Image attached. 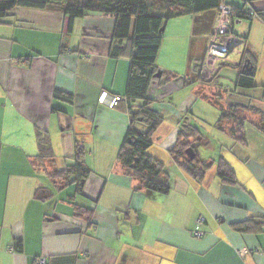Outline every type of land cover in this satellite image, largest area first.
Listing matches in <instances>:
<instances>
[{
  "label": "crops",
  "instance_id": "0c3cea01",
  "mask_svg": "<svg viewBox=\"0 0 264 264\" xmlns=\"http://www.w3.org/2000/svg\"><path fill=\"white\" fill-rule=\"evenodd\" d=\"M248 5L264 13V0ZM115 20L90 12L70 21L61 11L27 7L0 19V264L39 257L45 264H264L263 21L231 26L254 86L227 89L201 75L217 10L165 22L147 89L163 118L147 149L164 165L170 189L160 194L117 161L127 101L97 102L101 90L125 94L132 48L123 40L119 56L111 55ZM228 70L234 84L237 68L222 67L216 77ZM233 104L245 108L238 109L242 141L231 134L234 121L220 119ZM183 125L200 133L196 156L208 165L201 179L171 155ZM37 134L51 157H39ZM75 143L89 170L81 182L64 176Z\"/></svg>",
  "mask_w": 264,
  "mask_h": 264
},
{
  "label": "trees",
  "instance_id": "16d2710c",
  "mask_svg": "<svg viewBox=\"0 0 264 264\" xmlns=\"http://www.w3.org/2000/svg\"><path fill=\"white\" fill-rule=\"evenodd\" d=\"M251 1L245 0L243 3L250 4ZM222 3L226 2L224 0H0V19L7 16L15 7L61 11L69 17L70 21L90 12L115 16L111 55L119 56L123 40L129 41L132 48L124 94V101L129 104V127L119 147L117 161L125 173L138 179L146 190L166 194L170 187L164 178V165L147 154V149L151 146V135L163 119L152 108L153 100L148 98L147 89L151 77L157 70L155 61L162 42L164 25L169 19L212 9L217 10ZM227 4L231 6L232 19L236 17L246 20L258 17L264 23V13L253 11L249 15L243 6ZM131 22H133V34L129 36ZM230 33L233 35L231 28ZM231 46L232 39L228 51ZM247 57L244 55L242 60ZM212 60L216 59L212 58ZM227 66L239 70L234 83L235 87L251 88L254 86L253 68L250 72L243 71L242 62L239 65L226 64L225 67ZM238 109L245 108L236 104L229 105L220 112V119L229 118L234 121L231 134L235 139L242 141V123ZM262 119L261 129L264 131V117ZM199 137L200 133L196 127L183 125L178 133L177 145L171 150V155L177 160L181 159L180 165L185 172L195 179H201L208 168V165L200 162L196 156V149L199 146L196 141L200 139ZM191 139L194 140L190 141ZM37 141L39 157H51L47 142L39 134H37ZM83 156V148L75 143L74 155L71 165L68 166L69 171L66 170L64 174L65 177L67 173H72L74 179L81 182L87 176L89 170L84 165ZM225 172L226 170L220 167L217 174L225 178ZM227 177L230 178L231 175Z\"/></svg>",
  "mask_w": 264,
  "mask_h": 264
},
{
  "label": "built area",
  "instance_id": "2783aa9c",
  "mask_svg": "<svg viewBox=\"0 0 264 264\" xmlns=\"http://www.w3.org/2000/svg\"><path fill=\"white\" fill-rule=\"evenodd\" d=\"M244 2L245 0H241ZM244 10L247 14H252L253 10L248 4L243 5ZM232 9L227 3H222L217 8V23L214 31L210 34L207 47L206 55L213 59H218L224 57L227 54L228 48L231 45V39L233 35L230 33V28L235 23H240L244 19L231 18ZM125 97L110 93L106 90H101L97 102L99 104L105 105L109 108L115 107L119 102L124 101ZM203 223V218H199L197 222V227L193 231V236L200 238L203 236V231L200 229ZM250 252L248 250H243V253ZM37 264H45V258L39 257L36 260Z\"/></svg>",
  "mask_w": 264,
  "mask_h": 264
},
{
  "label": "rangeland",
  "instance_id": "374dc122",
  "mask_svg": "<svg viewBox=\"0 0 264 264\" xmlns=\"http://www.w3.org/2000/svg\"><path fill=\"white\" fill-rule=\"evenodd\" d=\"M242 48L238 45H232L230 50L227 52L226 56L223 59L212 60V58L207 57L205 60L206 68L201 73L202 78H206L207 80H211L212 83L221 84L223 88L227 89L230 86H234L232 84L234 72L232 70L224 71L227 72V77H216L220 68L225 67L226 64L228 65H239L241 63L242 58ZM213 68L212 72H208L207 68ZM227 68V67H225ZM226 74V73H225ZM220 75V74H218ZM222 75V73H221Z\"/></svg>",
  "mask_w": 264,
  "mask_h": 264
},
{
  "label": "water",
  "instance_id": "95a60500",
  "mask_svg": "<svg viewBox=\"0 0 264 264\" xmlns=\"http://www.w3.org/2000/svg\"><path fill=\"white\" fill-rule=\"evenodd\" d=\"M243 71L250 72L251 71V65L249 64V60H246L243 64Z\"/></svg>",
  "mask_w": 264,
  "mask_h": 264
}]
</instances>
